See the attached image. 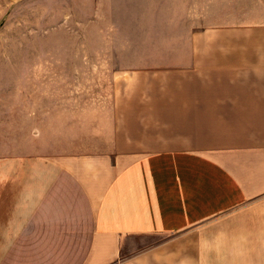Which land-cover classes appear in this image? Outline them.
<instances>
[{"label":"crops","instance_id":"1","mask_svg":"<svg viewBox=\"0 0 264 264\" xmlns=\"http://www.w3.org/2000/svg\"><path fill=\"white\" fill-rule=\"evenodd\" d=\"M243 30L264 48V26ZM233 64L114 103L68 140L36 116L11 123L0 264H264V49Z\"/></svg>","mask_w":264,"mask_h":264},{"label":"rangeland","instance_id":"2","mask_svg":"<svg viewBox=\"0 0 264 264\" xmlns=\"http://www.w3.org/2000/svg\"><path fill=\"white\" fill-rule=\"evenodd\" d=\"M262 26L264 0H0V153L10 124L27 117L48 120L64 141L71 126L120 113L114 103L202 83L207 67L262 51L259 34L251 47L241 35Z\"/></svg>","mask_w":264,"mask_h":264}]
</instances>
